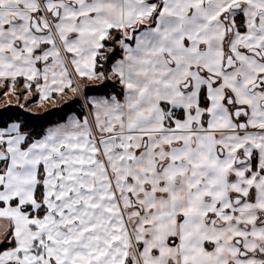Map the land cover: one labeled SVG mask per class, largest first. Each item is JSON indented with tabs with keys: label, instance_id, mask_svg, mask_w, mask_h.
I'll return each mask as SVG.
<instances>
[{
	"label": "snow or ice",
	"instance_id": "6c2138e0",
	"mask_svg": "<svg viewBox=\"0 0 264 264\" xmlns=\"http://www.w3.org/2000/svg\"><path fill=\"white\" fill-rule=\"evenodd\" d=\"M0 88L81 102L0 123V264H264V0H0Z\"/></svg>",
	"mask_w": 264,
	"mask_h": 264
},
{
	"label": "trees",
	"instance_id": "16d2710c",
	"mask_svg": "<svg viewBox=\"0 0 264 264\" xmlns=\"http://www.w3.org/2000/svg\"><path fill=\"white\" fill-rule=\"evenodd\" d=\"M92 87V86H90ZM103 89V86H100ZM71 94V93H68ZM96 91H88V95H96ZM56 97L55 100H58ZM39 98L35 96L33 102H37ZM81 111V102L78 97L71 96L62 106L49 110L41 115H32L22 110L21 108L10 107L0 109V123L21 121L36 130L46 129L52 127L57 123L64 122L67 117L73 113Z\"/></svg>",
	"mask_w": 264,
	"mask_h": 264
},
{
	"label": "rangeland",
	"instance_id": "374dc122",
	"mask_svg": "<svg viewBox=\"0 0 264 264\" xmlns=\"http://www.w3.org/2000/svg\"><path fill=\"white\" fill-rule=\"evenodd\" d=\"M4 92L3 88H0V109H6L10 107L21 108L17 103L15 97H7L2 95ZM72 94H67L64 97H59L58 100L53 99L51 102H41L38 100L37 102L34 101V97L29 99L28 101H20V103H24L25 107L21 108L22 110L30 113L32 115H41L49 110L62 106L64 103H67V100L71 99ZM75 97V96H74Z\"/></svg>",
	"mask_w": 264,
	"mask_h": 264
},
{
	"label": "crops",
	"instance_id": "0c3cea01",
	"mask_svg": "<svg viewBox=\"0 0 264 264\" xmlns=\"http://www.w3.org/2000/svg\"><path fill=\"white\" fill-rule=\"evenodd\" d=\"M90 87V86H89ZM55 126V125H54Z\"/></svg>",
	"mask_w": 264,
	"mask_h": 264
}]
</instances>
